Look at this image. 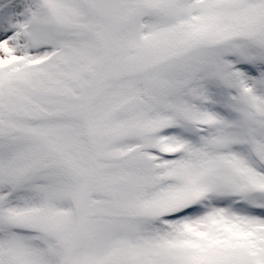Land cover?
Listing matches in <instances>:
<instances>
[{
	"label": "snow or ice",
	"instance_id": "obj_1",
	"mask_svg": "<svg viewBox=\"0 0 264 264\" xmlns=\"http://www.w3.org/2000/svg\"><path fill=\"white\" fill-rule=\"evenodd\" d=\"M0 264H264V0H0Z\"/></svg>",
	"mask_w": 264,
	"mask_h": 264
}]
</instances>
